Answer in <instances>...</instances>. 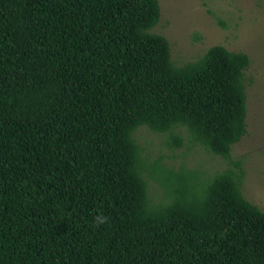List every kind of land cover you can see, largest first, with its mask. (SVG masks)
<instances>
[{"label": "trees", "instance_id": "1", "mask_svg": "<svg viewBox=\"0 0 264 264\" xmlns=\"http://www.w3.org/2000/svg\"><path fill=\"white\" fill-rule=\"evenodd\" d=\"M159 16L158 0H0V264H264V212L230 160L249 58L212 45L175 65ZM140 125L185 126L230 165L153 203Z\"/></svg>", "mask_w": 264, "mask_h": 264}, {"label": "rangeland", "instance_id": "2", "mask_svg": "<svg viewBox=\"0 0 264 264\" xmlns=\"http://www.w3.org/2000/svg\"><path fill=\"white\" fill-rule=\"evenodd\" d=\"M160 16L149 30L163 35L175 65L192 62L212 45L243 52L246 134L231 146L230 160L243 170L241 192L264 212V0H158ZM150 201L168 198L184 177L196 185L230 165L194 141L185 126L132 133Z\"/></svg>", "mask_w": 264, "mask_h": 264}, {"label": "clouds", "instance_id": "3", "mask_svg": "<svg viewBox=\"0 0 264 264\" xmlns=\"http://www.w3.org/2000/svg\"><path fill=\"white\" fill-rule=\"evenodd\" d=\"M95 222H96L97 226H99V225L106 222V218L98 216L95 218Z\"/></svg>", "mask_w": 264, "mask_h": 264}]
</instances>
